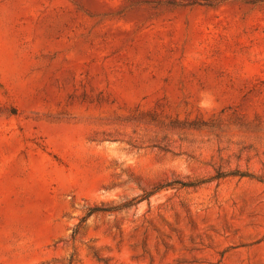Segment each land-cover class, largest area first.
<instances>
[{"label": "rangeland", "instance_id": "374dc122", "mask_svg": "<svg viewBox=\"0 0 264 264\" xmlns=\"http://www.w3.org/2000/svg\"><path fill=\"white\" fill-rule=\"evenodd\" d=\"M0 264H264V0H0Z\"/></svg>", "mask_w": 264, "mask_h": 264}, {"label": "trees", "instance_id": "16d2710c", "mask_svg": "<svg viewBox=\"0 0 264 264\" xmlns=\"http://www.w3.org/2000/svg\"><path fill=\"white\" fill-rule=\"evenodd\" d=\"M183 186H190V185H183Z\"/></svg>", "mask_w": 264, "mask_h": 264}]
</instances>
